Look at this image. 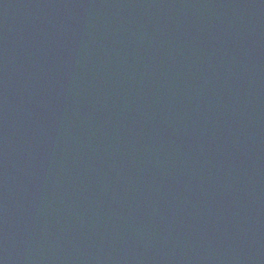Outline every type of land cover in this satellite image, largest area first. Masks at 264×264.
Listing matches in <instances>:
<instances>
[{
    "label": "water",
    "instance_id": "1",
    "mask_svg": "<svg viewBox=\"0 0 264 264\" xmlns=\"http://www.w3.org/2000/svg\"><path fill=\"white\" fill-rule=\"evenodd\" d=\"M0 264H264V0H0Z\"/></svg>",
    "mask_w": 264,
    "mask_h": 264
}]
</instances>
